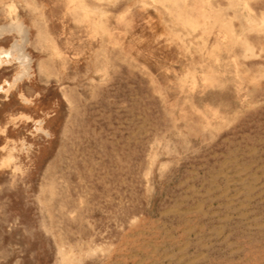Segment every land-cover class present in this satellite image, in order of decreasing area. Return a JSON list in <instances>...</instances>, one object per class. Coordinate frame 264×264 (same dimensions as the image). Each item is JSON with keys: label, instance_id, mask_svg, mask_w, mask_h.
Wrapping results in <instances>:
<instances>
[{"label": "rangeland", "instance_id": "1", "mask_svg": "<svg viewBox=\"0 0 264 264\" xmlns=\"http://www.w3.org/2000/svg\"><path fill=\"white\" fill-rule=\"evenodd\" d=\"M16 17L0 264H264V0H0Z\"/></svg>", "mask_w": 264, "mask_h": 264}, {"label": "bare ground", "instance_id": "2", "mask_svg": "<svg viewBox=\"0 0 264 264\" xmlns=\"http://www.w3.org/2000/svg\"><path fill=\"white\" fill-rule=\"evenodd\" d=\"M12 30H17L19 33H21L22 41L20 40L21 42H19L17 40L16 41L14 40V43L11 45V47L9 49H1L0 48V61H4L5 58H9L8 63H11L10 59L13 58V59L17 60V62H19L21 64L22 71H20L21 73L16 77V79L14 80L13 83H10L9 81L5 80V84L8 85L9 88L13 87L15 85V83L19 79H22L23 76L29 75L30 63H31V59H30L28 53H26V51H25V49H26L25 48V44L28 41V31H27V29L25 27V24L22 21H20L19 19H17V17H16V20L12 21L10 24L0 26V34L6 32V31H10L11 32ZM2 69H4V67L0 68V70H2ZM29 77H30V75H29ZM3 89H4V85H0V90H3ZM2 149H4V146L2 147ZM9 159H10V156H9ZM6 161L8 162L7 159H6Z\"/></svg>", "mask_w": 264, "mask_h": 264}]
</instances>
